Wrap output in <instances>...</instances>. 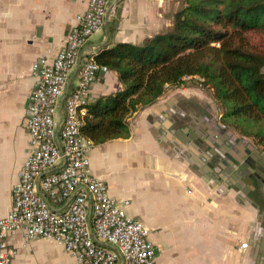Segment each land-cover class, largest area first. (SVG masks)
<instances>
[{"label":"crops","instance_id":"crops-1","mask_svg":"<svg viewBox=\"0 0 264 264\" xmlns=\"http://www.w3.org/2000/svg\"><path fill=\"white\" fill-rule=\"evenodd\" d=\"M151 1L109 0L105 24L88 40L81 60L118 42L140 43L157 34L160 23L151 18ZM87 4L0 0V173L3 179L13 173L10 190L0 196V215L12 207L11 188L28 155L25 120L41 60L54 56ZM77 71L78 65L72 86ZM188 82L167 87L135 111L128 137L96 144L89 151L93 172L114 198L130 199L128 214L150 228L158 264H264V178L250 180L249 161L259 146L224 129L213 91ZM120 89L115 70L101 71L91 101ZM63 115L59 106L60 122ZM6 241L15 251L12 264H80L48 239L27 240L17 232Z\"/></svg>","mask_w":264,"mask_h":264},{"label":"built area","instance_id":"built-area-1","mask_svg":"<svg viewBox=\"0 0 264 264\" xmlns=\"http://www.w3.org/2000/svg\"><path fill=\"white\" fill-rule=\"evenodd\" d=\"M108 9L109 0H88L54 56L41 60L25 120L28 155L11 188L12 207L0 215V264H12L15 251L6 237L17 232L27 240L54 241L80 264H158L150 228L128 214L130 199L114 198L93 172L89 151L96 143L82 131L91 86L110 69L80 54L105 24Z\"/></svg>","mask_w":264,"mask_h":264},{"label":"trees","instance_id":"trees-1","mask_svg":"<svg viewBox=\"0 0 264 264\" xmlns=\"http://www.w3.org/2000/svg\"><path fill=\"white\" fill-rule=\"evenodd\" d=\"M94 57L122 84L88 105L82 131L96 144L128 137L135 111L197 77L213 91L222 124L264 151V0H184L167 30Z\"/></svg>","mask_w":264,"mask_h":264},{"label":"rangeland","instance_id":"rangeland-1","mask_svg":"<svg viewBox=\"0 0 264 264\" xmlns=\"http://www.w3.org/2000/svg\"><path fill=\"white\" fill-rule=\"evenodd\" d=\"M183 5H184V0H159L158 3H156V0L151 1V5L149 6V8L152 10L151 18H152V20H156L160 23L157 31L162 32V31H165L168 28H170L172 23H173V16H174L175 12L178 9H180ZM159 8H160V10H159ZM188 85H191L193 87H201V88L206 89L205 87H203L200 84V82H190ZM2 162H3V159L0 157V165ZM10 163H12V161ZM9 166L11 167L10 164H9ZM9 166H7V168ZM12 170L14 171L13 166H12ZM4 171L5 170H3V172ZM1 173H0V196L2 197V196H6L8 191L10 190L13 173H12V176H10V178L8 176L7 179H3L4 175Z\"/></svg>","mask_w":264,"mask_h":264},{"label":"water","instance_id":"water-1","mask_svg":"<svg viewBox=\"0 0 264 264\" xmlns=\"http://www.w3.org/2000/svg\"><path fill=\"white\" fill-rule=\"evenodd\" d=\"M65 98H63L62 102L64 101ZM252 153L250 154V163L252 164V170H250V174H252L250 176V180L254 181V176H257V178L259 177V175L261 174V177L264 178V176L262 175V173L260 172L261 169L260 168H264V153H259V151L253 150L251 151ZM254 170V171H253Z\"/></svg>","mask_w":264,"mask_h":264},{"label":"flooded vegetation","instance_id":"flooded-vegetation-1","mask_svg":"<svg viewBox=\"0 0 264 264\" xmlns=\"http://www.w3.org/2000/svg\"><path fill=\"white\" fill-rule=\"evenodd\" d=\"M257 151H259V153H262V151L258 148V149H256Z\"/></svg>","mask_w":264,"mask_h":264}]
</instances>
